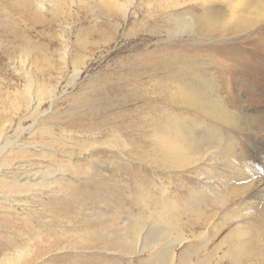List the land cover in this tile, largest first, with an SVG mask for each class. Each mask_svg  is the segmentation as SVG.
Segmentation results:
<instances>
[{
    "label": "rangeland",
    "instance_id": "rangeland-1",
    "mask_svg": "<svg viewBox=\"0 0 264 264\" xmlns=\"http://www.w3.org/2000/svg\"><path fill=\"white\" fill-rule=\"evenodd\" d=\"M21 1L28 6L23 8ZM34 1L0 0V146L12 142L6 151L12 150L9 153L12 154L11 158L16 153L13 149H29L20 155L23 159L41 162L40 166L35 167L43 170L48 169V165L56 166L50 159L55 158V152L58 155L56 159H68L60 154L65 150L70 158L69 163H59L57 167L66 169L64 176L72 183L68 187L72 194L68 196L62 189L48 196L39 195L27 209L19 210L20 213L4 207L6 202L0 198V264H149L151 259L139 261L146 258L149 252L138 255L105 247L112 233L126 229L121 220L126 225H135L140 218L145 221V226H152V233H167L161 216H155V211L151 210L162 205L170 196L189 200L192 199L191 191L204 192L207 185L204 175H208L205 171L211 168L210 173L215 175L221 169L213 162L211 165L210 161H202L187 170L164 166L167 161L157 162L165 159V155L160 154L157 144L149 137L154 132L151 128H159L150 125V131H144L146 137L137 134L140 132L135 129L142 127L139 119L146 109L142 97L144 90L148 91L149 100L155 103L159 91L155 93L154 88L160 89L156 78L167 79L169 77L166 75L170 72L155 70L152 63L144 61L143 66L137 55L157 54L162 46L179 42L189 44L196 37L186 33L173 35L171 29L168 31L163 27L161 17H157L154 11H151L152 17L147 18L136 6L124 16H109L99 0H43L49 8L55 2L58 7L61 6L63 12L53 16L47 10H43L44 14H38ZM158 1L149 2L153 10ZM263 1L240 0L241 9L247 14V9L249 12ZM198 2L202 0H186L184 7L198 10ZM205 4L206 9L211 11L207 25L221 30V18L228 13V2L205 0ZM182 7H172L170 10L178 12ZM152 27L157 31H151ZM257 27L260 31L256 37L263 36L264 22ZM235 36L233 34L228 38L234 39ZM222 39L224 37L213 35L205 37L204 41ZM67 43L71 46V52L65 62L61 55L63 57ZM241 44L251 45L245 41ZM242 72L237 71L230 81L224 75L221 76L224 80L219 76L220 83H230V87L224 91L230 92L229 95L233 97L234 104H230V108L236 110L237 126L240 128L220 126L217 132L224 138L220 143L222 148L227 139L236 140L243 146L245 154L255 164L258 176L264 178V75L262 78L258 71L249 74ZM95 91L96 95L91 96ZM52 99H55L54 102ZM109 104L113 105L110 109H101ZM93 108L104 115L112 113L118 122H125V129L124 125L118 127H121L123 138L133 145L131 149L135 152L130 154L127 151L129 159H122L124 162L118 160V151L114 150L113 140L108 136L113 124L100 122L97 125L101 115L97 117L96 111L91 115ZM180 109L173 108L176 113H180ZM209 136L205 134L204 138L216 141L211 139L212 134ZM66 140L68 143H64ZM81 143L87 145L85 149ZM101 143H106L107 147ZM23 144L30 146L21 148ZM211 150L213 152L214 148ZM2 155L0 159H4ZM9 180L13 183L11 178ZM7 188L0 183V190ZM255 189L253 185L247 194L260 197L263 189ZM205 190L208 194L209 190ZM61 193L64 199L59 197ZM205 196L202 198L206 199ZM262 198L258 200L259 205L264 203V196ZM153 199L155 202L150 204L149 200ZM62 200L63 203H60ZM66 200L71 202L72 210L65 222H59L60 218L56 217L49 234L34 231L37 222L29 219V213L48 215L56 211L62 215L59 208ZM241 201V197L237 196L233 204L204 202L202 207L207 209L208 223L197 222L189 212L182 214L177 221L172 219L173 224L184 226L185 234L190 238L184 241L185 245L177 246V251L180 252L183 245H197L208 238L210 241L206 247L198 246L199 253L193 255L195 260L209 257L210 264H264V250L249 257L234 255L232 247L236 239H227L217 253L214 251L224 236L237 228L238 220L235 219L227 220L225 226L223 224L227 219L226 214ZM214 229H219L216 235ZM190 230H194V233H190ZM170 233L177 235L175 229ZM244 235L248 240L253 234L247 232ZM12 240L13 243H10ZM163 243L161 241L160 245ZM23 252L28 256L14 260Z\"/></svg>",
    "mask_w": 264,
    "mask_h": 264
},
{
    "label": "bare ground",
    "instance_id": "bare-ground-1",
    "mask_svg": "<svg viewBox=\"0 0 264 264\" xmlns=\"http://www.w3.org/2000/svg\"><path fill=\"white\" fill-rule=\"evenodd\" d=\"M151 1L153 0H99L102 9L105 8L109 16H124L129 9L136 6L140 12L145 13L147 18L152 17L151 11H154L157 17H161L163 27L167 28L168 31L171 29L173 35L181 36L186 33L196 37L189 44L188 42H179L167 47L162 46L157 50V54L149 55L143 53L137 55L141 62L152 63L153 69H164L170 73L166 75L169 77L167 79H163L162 77L156 78V84L162 92L159 88L157 90L154 88L155 93L159 91V94L155 97V103L149 100L150 95L147 90H144L142 97L146 109H144L145 112L139 119L142 127L135 130L136 132H140L137 134L146 137V132L144 131H148L150 125L159 128L155 130L151 128V131L154 132L149 139L157 144L160 154L165 155V159L157 160V162L161 160L167 161L168 163L165 162V165L163 164L164 166L167 165V167H172L176 170H187L188 167L193 169V167L198 166L197 164L202 161H210L211 165L213 162L221 170H218L219 172L216 171L215 175L210 173L211 168L205 171L208 175L202 173L204 178L207 179L205 181L207 184L206 188H202L204 192L202 190L198 193L194 190L191 191L192 197L190 198L192 199L188 200L186 198V200L181 196H170L162 202V205L151 210L155 211V216H161L162 221L165 223L167 233L163 235L152 233V226H145V221L140 218L135 225H126L127 223L122 219L121 224L126 229L122 232L118 230L115 234L112 233L105 247H111L114 250L130 254L138 253V255L149 252L146 258L139 260L140 262H145V259H151L149 264H210L209 257L197 260L193 258V255L199 253L198 246L206 247L210 240L207 238L197 245L191 243L184 247V241L186 239L188 240L189 235L185 234L184 226L176 225V223L173 224L172 219L177 221L182 214L189 212L196 218L197 222L205 221L208 223L210 219L206 211L207 209L205 210L202 207L204 202L213 201L215 203L220 202L221 204L231 202L233 204L235 198L240 196L243 202L241 201L237 207H232L233 209L226 214L227 219L223 224L225 226L227 220L235 219L238 220V226L224 236L221 242L214 247V251L217 253L221 246H223L222 244L227 242V239H236L237 242L232 247L234 250H230L234 255L238 254L249 257L254 254H259V252L264 250V203L262 205L258 203V200H262L264 196V178L258 176V172L254 168L255 164L249 160L250 158L245 154L243 146H240L238 142L236 143V140L225 139V146L223 148L221 147L220 143L224 141V138L217 132V129H220V126L239 127V125L237 126L239 123H237L239 121L238 114L235 112L236 110L234 111L230 108V104H234L233 97L229 95L230 92L224 91L225 88L230 87L229 81L232 76L237 71L242 72L241 70L244 68L242 74L258 71L259 76L263 78L264 34L260 37H256V34H259L260 31L257 30L259 28L257 26L264 22V1L257 3L249 12L246 8L247 14H244V11L241 9L242 3L240 0H225V2H228L229 7L226 17L221 18L223 23L221 30L207 25L210 20L209 14L211 11L206 9L205 0L197 3H200L198 10H194V7H184L186 0H159V3L153 7V10L149 4ZM55 3H52V7L49 8L43 0L34 1L36 11H39L38 14H44L43 10H47L51 15L54 14L53 16H56L58 12L59 14L63 12L61 6L58 7ZM20 5L23 8L28 6L25 1H21ZM177 6L183 7L178 12L170 10L172 7ZM151 31L156 32L157 30L152 27ZM233 34L236 35L234 39L228 38V36ZM213 35H219L224 37V39L222 41H204L205 37ZM212 39L214 38H209L208 40ZM244 41L251 45L242 46L241 43ZM70 47L67 43L63 57L61 55V59L65 60V62L68 58L66 56H69L71 52ZM207 52L209 53L207 54ZM142 65L144 66L143 62ZM222 75L229 81L220 83L219 76L221 77ZM222 80L224 79L222 78ZM96 93V91L93 92L91 96L96 95ZM54 100L52 99L53 102ZM112 106V104H109L101 109H110ZM174 107H177V109L182 108V111L178 110L180 113H176L173 110ZM94 111H96L97 117L101 115V118L97 121V125L100 122L113 124L108 130V136L113 140L114 150L118 151L116 154L120 156L118 160L124 162L122 159H129L127 151H130V154L135 152L131 149L133 145L129 140L123 138L120 131L121 127H118L124 125L125 122H118L112 113L104 115L98 112L97 108H93L90 114L92 115ZM126 127L124 125L123 128L125 129ZM209 131L211 133H207ZM205 134L207 137L209 134H212L211 139L214 138L216 141L211 142L209 139L206 140L204 138ZM205 140L208 142H205ZM11 143L9 142L0 146V154H3L2 156L4 157V159H0V183L8 186L7 189L0 190V198L6 202L3 205L4 207L14 209L18 213L19 210L23 211L27 209L28 205H31L39 195L48 196L53 191L60 190L61 192L62 189L64 193L71 196L72 192L69 191V188L72 183L70 184L65 179L64 172L66 169L57 167L61 163L64 165L63 162L66 161L67 164L69 163L70 158L65 150L60 154L61 156L68 157V159H56L58 155L55 152L53 153L55 158L50 157V159L53 162L52 164L56 166L51 167L48 165V169L43 170L42 168L35 167L40 166L41 162L35 163L29 159H23V156L20 155L29 151V149H13L16 153L11 158L12 154L9 153H12V150L11 152H6ZM64 143H68V140ZM101 144L107 147L106 143ZM81 145L84 149L87 146L84 143H81ZM25 146L30 145L23 144L21 148ZM212 148H214L213 152L211 150ZM134 155L136 154L134 153ZM9 161L10 163H7ZM75 167L77 169L79 168L78 165ZM10 178L13 183H10ZM212 181L213 183H211ZM15 185L17 187L13 188ZM253 185L257 188L255 189L257 191L263 189L260 197L257 194L254 196L247 194ZM205 189L209 190L208 194L205 192ZM203 195H206L205 197L207 198L203 199ZM59 197L61 199L65 198L62 193ZM66 201L59 208L62 209V215L56 211H51V214L48 215L29 213V219L37 222L35 224L37 229L34 231L38 233L44 231L46 234H49L51 223L56 217L60 218L58 220L59 222H65L68 219V214L72 210L71 202L69 200ZM153 202H155L154 199L149 200L150 204ZM7 203L10 205H7ZM60 203H63V200ZM174 229L177 235L170 233V230L173 231ZM218 231L219 229H214V235ZM247 232H251V235L253 234L252 237L249 236L250 238L248 240L245 238L247 235H244ZM190 233L193 234L194 230H190ZM19 234L22 233L20 232ZM13 241L10 243H13ZM161 241H164L162 245H160ZM182 244H184L183 248L178 252L176 247ZM24 255L28 256V254H24L23 252L15 256L14 260H20Z\"/></svg>",
    "mask_w": 264,
    "mask_h": 264
}]
</instances>
